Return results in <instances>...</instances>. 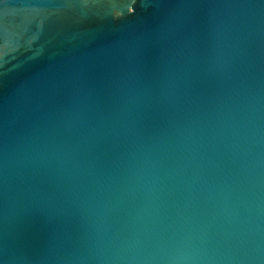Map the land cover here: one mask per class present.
I'll list each match as a JSON object with an SVG mask.
<instances>
[{"label": "water", "instance_id": "water-1", "mask_svg": "<svg viewBox=\"0 0 264 264\" xmlns=\"http://www.w3.org/2000/svg\"><path fill=\"white\" fill-rule=\"evenodd\" d=\"M0 264H264V0H0Z\"/></svg>", "mask_w": 264, "mask_h": 264}]
</instances>
